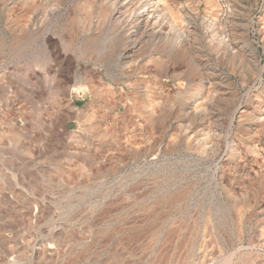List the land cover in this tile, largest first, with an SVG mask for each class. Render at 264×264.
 Instances as JSON below:
<instances>
[{"label": "rangeland", "instance_id": "1", "mask_svg": "<svg viewBox=\"0 0 264 264\" xmlns=\"http://www.w3.org/2000/svg\"><path fill=\"white\" fill-rule=\"evenodd\" d=\"M165 1L0 0V264H264V0Z\"/></svg>", "mask_w": 264, "mask_h": 264}, {"label": "bare ground", "instance_id": "2", "mask_svg": "<svg viewBox=\"0 0 264 264\" xmlns=\"http://www.w3.org/2000/svg\"><path fill=\"white\" fill-rule=\"evenodd\" d=\"M214 1H217V0H214ZM219 1V0H218ZM150 2V1H149ZM217 4H219V2H216ZM151 6H152V26L153 25H155L156 26V24L158 23L157 21H158V19L159 18H161V15L159 16L158 15V12H157V9L159 8H161L164 12H165V14L166 13H168V12H170V8L168 7V5H167V3H166V1L165 0H151ZM222 4V3H221ZM220 4V5H221ZM218 7V6H217ZM223 7H225V6H223ZM228 7V6H227ZM227 7H225V8H227ZM219 8V7H218ZM217 8V11L214 13V16H213V18H203V26H202V28H200V30H199V34H200V38L201 39H207L208 38V43H210V44H212L213 45V49H214V51H216L218 48V46H215L213 43H218V41H216V39L218 38L219 39V42L220 43H222L223 41H224V35L222 36V34H221V32H219L220 30H219V28H218V24L220 23L219 21H220V19H221V16L224 18V16H225V14H223V12L220 10V8L222 9V7H220L219 9ZM228 9H230V8H228ZM145 10H147V9H145ZM228 11V10H227ZM229 11H231V10H229ZM226 12V11H225ZM229 13V12H228ZM163 15H164V13H162ZM173 14H172V10H171V14L169 13V18H167L168 19V21L170 22V23H172L173 24V26L175 27V31H176V35H177V39H178V37L179 38H181V42H182V44H183V46H184V51H185V49H189L190 47L188 46V44H186V40H185V37L187 36V32L185 31V30H183V28L182 27H179L178 25H176V21H174V19L176 20V18H174L173 19ZM145 17V16H144ZM175 17V16H174ZM180 20H178L177 22L178 23H180L179 22ZM157 22V23H156ZM188 24V23H187ZM186 24V25H187ZM190 26V25H189ZM247 26H248V23H247V25H246V28H247ZM154 27V26H153ZM156 27H158V26H156ZM170 27H172V26H170ZM245 27V26H244ZM176 39V38H175ZM176 39V40H177ZM136 44V43H135ZM219 44V43H218ZM223 44V43H222ZM132 48V47H131ZM130 51H132V50H130ZM184 51H183V53H184ZM187 52V51H186ZM185 52V53H186ZM189 54V53H188ZM187 54V55H188ZM252 54L254 55V56H256L255 55V53L252 51ZM184 55H181L180 56V59H181V57H183ZM130 56L127 54V57H126V59H128ZM233 57V56H232ZM185 58V57H184ZM187 58V57H186ZM253 58V57H252ZM185 60V59H184ZM190 61V60H189ZM184 62V61H183ZM191 62V61H190ZM189 68V67H188ZM188 70V69H187ZM201 70V71H200ZM202 67L201 66H198L197 65V67H195V68H192L191 69V74H189V76L190 75H192V76H198V75H200V73L202 72ZM96 76V75H95ZM94 78V77H93ZM96 78V77H95ZM94 78V79H95ZM193 78V77H192ZM195 79V78H194ZM90 82H86L87 83V85L93 90L92 92H94L95 90H97V88L98 87H101L100 85H103L104 84V81L103 80H101V79H99V81H97V83L95 82V80H93V79H91V80H89ZM190 82V81H189ZM180 84V83H179ZM178 84V85H179ZM182 84V83H181ZM105 85V84H104ZM106 87V86H105ZM103 90V89H102ZM71 99V98H70ZM69 102H71V100H69ZM69 104V103H68ZM71 106V105H70ZM147 108V107H146ZM72 109L74 110V111H76V110H78V109H75L74 108V106L72 107ZM148 110V109H147ZM79 111V110H78ZM243 116H245L246 117V119L247 118H249L251 121H253V123H255V124H257L256 126H258V127H260L261 128V130H262V132L264 133V106H262L261 104H257V108H255L253 111H250V112H247L245 115H243ZM202 120V118H200V120L199 121H201ZM205 121V120H204ZM203 121H201V123H202ZM204 123V122H203ZM203 131V130H202ZM201 131V132H202ZM255 133H257V132H255ZM204 136H205V133L203 134ZM223 141H224V143L227 145V153H231V155L232 154H234V151H235V148L237 147L236 146V144H235V142H233L232 141V139L231 138H229V137H224L223 138ZM219 146V145H218ZM217 146V147H218ZM236 153V152H235Z\"/></svg>", "mask_w": 264, "mask_h": 264}]
</instances>
